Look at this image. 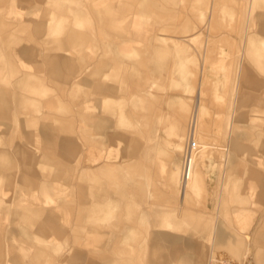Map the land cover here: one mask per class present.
<instances>
[{"label": "rangeland", "instance_id": "rangeland-1", "mask_svg": "<svg viewBox=\"0 0 264 264\" xmlns=\"http://www.w3.org/2000/svg\"><path fill=\"white\" fill-rule=\"evenodd\" d=\"M137 1L0 0V264H264V0Z\"/></svg>", "mask_w": 264, "mask_h": 264}, {"label": "crops", "instance_id": "crops-1", "mask_svg": "<svg viewBox=\"0 0 264 264\" xmlns=\"http://www.w3.org/2000/svg\"><path fill=\"white\" fill-rule=\"evenodd\" d=\"M153 0L151 1H147V0H138L136 3H140V2H152ZM139 10V11H138ZM113 10H111L110 12L108 10L105 11L104 15H105V18H108V21L111 18H116V13L112 12ZM135 15L136 17H152L153 16V11L151 10H147L146 8L143 9V8H139V9H135ZM126 12V11H124ZM121 16V15H119ZM106 22H107V19H106ZM108 25V24H107ZM110 26H114L113 24H111ZM133 27L135 26V30L134 32H139L141 29H142V26L141 25H132ZM121 32H124V29H121L119 30ZM163 39L165 40L166 38L165 37H159L157 39L156 42L158 43H163ZM126 49L125 47H121V46H113L112 50L114 52L115 55H120L121 52ZM131 51V50H130ZM161 52H156V57L157 55H160ZM17 55L21 56L23 55L22 52L18 53ZM175 55V58H177V63H176V66L178 67V69L180 70V72L183 71V68H184V61L185 59H183L180 55V53H177L175 52L174 53ZM158 58V57H157ZM154 60V58H151ZM152 60V62H153ZM126 65V64H124ZM131 66V65H130ZM130 69V68H129ZM126 70V71H125ZM125 73L128 74V69L125 68L124 69ZM124 73V74H125ZM184 73V72H182ZM183 76V74L181 75ZM115 122V121H114ZM177 130V127H176V124L174 125V132ZM174 135L176 136V134L174 133ZM117 137V136H116ZM116 137H113V141H116V140H124L127 142V139L125 137H119V138H116ZM131 141L129 140V143L128 145L130 146ZM184 147V146H183ZM96 149V148H95ZM205 149V147H202L201 151ZM98 150V149H97ZM172 150L174 151V149L172 148ZM92 151V150H90ZM176 151V150H175ZM183 151V149H182ZM182 155V153H181ZM201 163V161H200ZM176 165L171 162V168L170 170H175L174 168H176V171H177V166L175 167ZM180 166H181V160H180ZM197 162H194V169H193V175H192V179H190V181L187 183L186 187L189 186L190 184V187L192 189V191L195 190V188L197 187L198 185V182H199V173L197 171ZM180 174V172H179ZM102 178V181H103V185L101 187L98 188V190L96 191V199H97V202H98V218H99V221H101L102 223H105L107 222L110 218L113 217V211L120 205V203H122V199H123V194H124V189H125V185H126V177L124 174L121 173V171L118 169V167H114L112 169H106V171L104 172V174L101 176ZM178 177L176 176H172L171 177V180L174 181V183L178 180L177 179ZM137 181V179L133 178L131 179V183L134 184L135 182ZM185 192V191H184ZM112 196V197H111ZM122 209L125 211V209L123 208L122 206ZM142 216V213H140L139 216H137V221H140V217ZM101 224V223H99ZM105 233V231H103ZM132 232V229L129 228V227H126V226H123L120 231H119V236L118 237H115L114 235V232L112 233V240L113 241H116V240H120V239H124L127 235H129L130 233ZM105 236V234H103ZM111 240V239H110Z\"/></svg>", "mask_w": 264, "mask_h": 264}, {"label": "bare ground", "instance_id": "bare-ground-1", "mask_svg": "<svg viewBox=\"0 0 264 264\" xmlns=\"http://www.w3.org/2000/svg\"><path fill=\"white\" fill-rule=\"evenodd\" d=\"M190 122H191V140L195 145V149L193 150V152L190 156V159L188 162V171H187L185 178H182L183 176L181 177V166H180L179 182H180V185L182 186L183 189L186 188L187 183L190 181V179H192L195 157H196V154H198V152H199V145H198V143H196L197 141H194L195 133H196L195 132V117L194 116L190 119ZM189 137L190 136L187 135V133H186V139H185L184 146H185L187 140L189 139ZM183 150H184V147H183Z\"/></svg>", "mask_w": 264, "mask_h": 264}, {"label": "built area", "instance_id": "built-area-1", "mask_svg": "<svg viewBox=\"0 0 264 264\" xmlns=\"http://www.w3.org/2000/svg\"><path fill=\"white\" fill-rule=\"evenodd\" d=\"M194 149L195 145L192 140H187L181 155V177L183 176L182 178L186 177L188 171V162Z\"/></svg>", "mask_w": 264, "mask_h": 264}]
</instances>
